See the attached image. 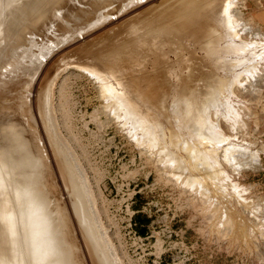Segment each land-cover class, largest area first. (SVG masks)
Returning a JSON list of instances; mask_svg holds the SVG:
<instances>
[{
  "label": "rangeland",
  "instance_id": "374dc122",
  "mask_svg": "<svg viewBox=\"0 0 264 264\" xmlns=\"http://www.w3.org/2000/svg\"><path fill=\"white\" fill-rule=\"evenodd\" d=\"M13 1L0 0V93L3 95L0 94V142L3 144L0 147L4 148L0 154V166L5 167V160L7 166L10 165L2 172L9 177L3 174L2 181L5 183H2L6 184V192L11 195V201L4 205L1 202L3 194L0 195V218L3 220V216L5 219L8 217L6 221L0 219V243L5 241L4 250L9 251L7 255L0 253V257H4V263L1 264H98L100 261L99 264H113L116 261L111 260L115 259V255L113 257L111 251L107 254L106 248L100 245V231L93 220L95 213L91 211L94 209L88 207L91 201L88 204L87 189L75 168L74 159L65 145L67 143L77 154L86 172L97 211L106 228L104 230L123 264H264V0H237L234 6L242 38L261 44L263 54L237 65L228 71L231 74L222 69L214 70V59L209 56L201 40L183 35L181 41H177L179 37L172 36V33L168 37V33L163 36L161 32H155L163 25V21H159L160 25L157 21L163 18L161 15H164V10H159L161 5L153 14L148 10L163 0H135L138 6L133 4L129 6L131 8L125 5L121 9L112 8L105 19L100 20L92 12L78 23L75 18L67 21L60 18L61 14H51L50 17L56 20L54 24L47 25L45 23L50 20L45 18L47 13L40 17L39 23H35L32 21L34 15L26 9H12L9 4ZM143 10H147V13ZM155 13H160L159 17L153 16ZM65 16H69V13L64 12ZM131 22L137 23L133 27H141L137 31L139 33L129 32L131 29L127 26ZM9 23L18 30L20 26L22 32L19 35L7 34L5 26ZM68 23H72L73 27L79 25L80 28L64 38L63 25ZM154 27H157L156 30ZM150 29L155 30L151 31L154 35L157 33V37L154 38L152 34L150 38ZM136 41L138 44L145 41L146 45L139 44L143 50L137 47ZM104 45L110 46L109 49H105ZM120 49L122 54L117 51ZM88 50L97 54L101 51L107 54L109 51L112 53L111 58L109 52V55L102 52L108 58L106 60L101 53L92 54ZM98 56L106 62L112 59L113 63L106 64L102 61L104 59L96 60L100 59ZM115 56H125L124 61L116 62L120 59ZM235 65L233 62L232 66ZM251 67L256 68L253 70ZM211 68L218 72L213 75H216L215 81L207 75L213 71ZM58 69L60 74L55 71ZM55 76H59L58 79ZM53 78L56 81L53 84L55 121L64 138L61 137L67 143L57 134L54 121L49 117L48 92L52 88ZM212 81L216 87L221 85L214 93L208 84ZM189 82L193 84L192 87L195 83L196 86L192 88ZM105 83L110 87H104ZM63 85L64 90L61 89ZM151 85L155 86L154 91L159 89L158 93H153ZM113 86L118 88L121 95L114 91ZM175 88L178 90L175 91ZM143 92L151 94L145 96ZM216 93L219 98L228 99L233 104L235 113L225 114L224 107L216 112L212 105L207 110L211 119L229 138V144L238 147L235 149L238 152L234 154L233 149L234 157L225 155L227 152L224 150L229 145L227 142L220 146L221 149L208 145L214 151H219L215 154L219 156H216L219 163L215 171L207 164L200 169L201 165L195 163L197 159L190 158L182 147L176 148L175 157L178 161L175 159V162L169 163L168 150H175L170 140L171 131L179 130L176 124L180 123V115L176 110L181 107L184 110L185 101L196 97L200 100L195 107L203 106ZM126 103L129 106L127 109L142 119L143 123H137V128L133 124H125L122 118L118 119L120 117L113 113L118 104ZM65 117H69L68 120ZM17 121L21 136L27 135L22 140V145L26 147L18 149L21 151L19 156L12 152L17 148H11L12 144H21L15 128L9 127V136H13L5 137L8 136L6 131H10L7 126L12 122L17 124ZM14 136L18 137L15 139ZM152 139L157 140L156 145ZM25 150L26 154L27 150H32V157L30 152L26 156ZM3 153L4 157H1ZM225 156L235 160H227ZM30 165L34 168L33 173ZM178 166L181 167L176 170ZM20 169L22 173L18 171ZM32 220L37 226H32ZM11 227L14 228L13 232Z\"/></svg>",
  "mask_w": 264,
  "mask_h": 264
},
{
  "label": "bare ground",
  "instance_id": "6f19581e",
  "mask_svg": "<svg viewBox=\"0 0 264 264\" xmlns=\"http://www.w3.org/2000/svg\"><path fill=\"white\" fill-rule=\"evenodd\" d=\"M135 0H17V5L15 4V2H16V0L15 1H13L11 4H9V5H11V8L13 9V7H15L16 8V10H18V11H21L22 9H26L27 10V12L29 13V14H33L34 15V18L32 19V21L33 22H35V23H39V21H40V17L41 16H43V15H46V13H47V15L48 16H46L45 18H49L50 20H49V22H46L45 23V25H47V24H54L53 22L56 20V19H53V17L51 16L50 17V15L52 14V15H56V16H58V14H61V16H60V18H65L67 21H71L73 18H75V22L76 23H78L79 21H81L84 17H86V15H88L89 13H92V12H95L96 14L94 15V16H96L97 15V20H100V19H105V17H106V15L108 14V13H110L109 11L112 9V8H116V9H121V7L123 6V5H125L126 7H129V6H132L133 4H135V2H134ZM138 1V0H137ZM152 3V2H151ZM154 4V3H153ZM236 4H237V0H163V1H161L159 4L157 3H155L154 4V6L152 5V7H150V6H148V7H150L151 9H149L148 10V7H147V10H148V12L149 13H154V12H157V9L159 8V5H161V7L159 8V10H164V15L162 16L161 15V17H163V18H159L158 19V23L157 24H159L160 25V22L159 21H163V22H161V24L163 23V25L161 26V27H159L158 25H156V23H155V25L157 26V27H159V28H157V27H154L153 29H155V28H157V31H155V30H153V29H150V31L152 30V31H155V32H157V33H159L160 34V32L162 33V35L164 34V35H166L167 33V35H168V37L170 36V35H172V36H174V37H176V36H178L179 37V39L180 40H178V39H176L177 41H181V36H183V35H185V37L187 36V37H194V38H197V39H199V40H201L203 43H201V44H204L203 46L207 49V51L210 53L209 54V56L212 58V59H214L213 60V68H214V70L215 71H218L219 69H222V70H224L225 72H228V71H231L232 69H235L236 68V66L237 65H240V64H242V63H245V62H247V60H250V59H256L257 57H261L262 56V54L264 53L263 52V46L261 45V44H258V43H256V42H254V43H252V42H250V41H247L246 39L244 40L243 38H242V35H241V33L239 32V27H238V19H237V16L235 15V10H234V6H236ZM240 4V3H239ZM135 5H137V3L135 4ZM134 5V6H135ZM138 6V5H137ZM144 6H146V5H144ZM136 7V6H135ZM238 7V6H237ZM106 8V11L104 10ZM129 8H131V7H129ZM116 9L114 10L115 12H116ZM113 10V9H112ZM141 10V9H140ZM147 10H143L144 12H146L147 13ZM234 10V11H233ZM114 11H113V13H114ZM63 12V13H62ZM64 12L65 13H69V16H65L64 17ZM129 12V11H128ZM140 14V13H139ZM160 14V13H159ZM158 13L156 14H154L153 16H155V17H157L158 15H159ZM121 15V14H120ZM93 16V17H94ZM151 16V14L149 15V17ZM93 17H91V19L93 18ZM159 17V16H158ZM44 18V17H43ZM42 18V19H43ZM41 19V20H42ZM95 19V20H96ZM144 19V18H143ZM142 19V20H143ZM94 20V21H95ZM109 20V19H108ZM92 21V20H91ZM240 22V21H239ZM88 23V22H87ZM32 24V23H31ZM116 25V24H115ZM134 25H137V23L136 24H134V22H133V24H132V22H131V24L130 25H126L129 29H131V31H129L131 34L132 33H139V32H137L141 27H133ZM35 26V25H34ZM153 26V25H152ZM6 27V29H7V34H15V35H19L22 31V29H20V26H19V30H18V28H15L14 26H11L10 25V23L8 24V25H6L5 26ZM29 27H32V25H30ZM149 27H151V25L149 26ZM63 32H62V35H63V37L65 38V36H69L71 33H74V31H76V30H78V28H80V26L79 25H77L76 27H73V25H72V23H68V24H64L63 25ZM83 29V28H82ZM79 30H81V29H79ZM26 31V30H25ZM152 31H151V35H150V38L152 37ZM165 31V32H164ZM1 32V31H0ZM154 32V33H155ZM164 32V33H163ZM157 33H156V35H157ZM166 33V34H165ZM169 33H172V34H170L169 35ZM135 35V34H134ZM156 35H154L153 34V36H154V38L155 37H157ZM163 35V36H164ZM138 36H139V34H138ZM140 36H142V35H140ZM149 36V35H148ZM158 36H161V35H158ZM163 36H162V39H164L163 38ZM171 36V38H173ZM109 37V36H108ZM112 37V36H111ZM184 37V36H183ZM0 38H1V35H0ZM161 37H159V39H160ZM108 39H110V37L108 38ZM113 39V38H112ZM144 39V38H143ZM161 39V40H162ZM166 39V38H165ZM168 39V41H170L169 40V38H167ZM189 39V38H188ZM174 39H172L171 41H173ZM194 40V39H193ZM192 40V41H193ZM113 41V40H112ZM111 41V42H112ZM118 41V40H117ZM166 41V40H165ZM256 41V40H255ZM100 42V41H99ZM111 42H109L108 41V43H111ZM159 42V41H158ZM161 42V41H160ZM174 43H177V42H175V41H173ZM194 42V41H193ZM42 43H44V42H42ZM104 43V42H103ZM106 43V42H105ZM107 43V44H108ZM134 43V42H133ZM136 43L138 44V42L136 41ZM135 43V44H136ZM171 43V42H170ZM181 43V42H180ZM46 44V43H45ZM48 44V43H47ZM121 44V43H120ZM120 44H119V46H120ZM139 44L141 45V46H143V44L144 45H146L145 44V41L143 42H139ZM138 44V48H142L141 50H143L144 48L143 47H139L140 45ZM162 44V43H161ZM160 44V45H161ZM171 44H173V43H171ZM177 44H179V43H177ZM182 44V43H181ZM124 45V44H123ZM128 45V44H127ZM153 45V44H152ZM186 45V44H185ZM85 46V45H84ZM99 46V45H98ZM97 46V47H98ZM105 46V45H104ZM118 46V47H119ZM125 46V45H124ZM170 46V45H169ZM176 46V45H175ZM197 46V45H196ZM202 46V45H201ZM100 47V46H99ZM108 47V46H107ZM106 46L104 47L105 49L107 48ZM110 47V46H109ZM109 47H108V49H109ZM117 47V48H118ZM121 47H123V46H121ZM180 47V46H179ZM182 47V46H181ZM200 47V46H199ZM73 48V47H72ZM120 48V47H119ZM118 48V49H119ZM163 48H165V47H163ZM173 48V47H172ZM201 48V47H200ZM84 49V48H83ZM92 49H93V47H92ZM99 49V48H98ZM100 49H102V48H100ZM107 49V50H108ZM113 49V48H112ZM112 49L110 50V52L112 51ZM137 49V48H136ZM145 49H147V48H145ZM40 50V49H39ZM70 50V49H69ZM87 50V49H86ZM106 50V51H107ZM138 50V49H137ZM89 51V50H88ZM99 51V50H98ZM101 51V50H100ZM115 51V50H114ZM118 51V53L120 54L121 53V49L120 50H117ZM120 51V52H119ZM163 51V50H162ZM166 51V50H165ZM90 52V51H89ZM102 52H104L105 54H106V52L105 51H101V52H99V53H101L102 54ZM109 52V51H108ZM107 52V54L109 55V53ZM132 52V51H131ZM135 52V51H134ZM133 52V53H134ZM139 52H141L140 50H139ZM153 52H154V50H153ZM263 52V53H262ZM90 53H92V52H90ZM93 53L94 54H97V53H95V51H93ZM92 53V54H93ZM98 53V54H99ZM116 53V52H115ZM115 53H114V55H115ZM127 53V52H126ZM143 53V52H142ZM147 53V52H146ZM152 53V52H151ZM155 53V52H154ZM97 54V55H98ZM100 54V55H101ZM106 54V55H107ZM111 54L112 53H110V58H111ZM118 54V55H119ZM122 54V53H121ZM158 54V53H157ZM168 54H169V52H168ZM99 55V56H100ZM103 55V57H104V54H102ZM101 55V56H102ZM105 55V56H106ZM116 55H117V53H116ZM147 55H148V53H147ZM150 55V54H149ZM208 55V54H207ZM83 56H85V55H83ZM98 56V58H100ZM126 56V55H125ZM125 56H122V58H119V57H117V56H115L116 58H119L120 60H116V62H119V61H124V57ZM132 56V55H131ZM93 57H94V55H93ZM100 58V59H97L96 58V60H101V59H104V58ZM107 57V56H106ZM120 57H121V55H120ZM142 57V56H141ZM155 57V56H154ZM116 58H114V59H116ZM187 58V57H186ZM94 59V58H93ZM106 60L108 59V58H105ZM102 60V61H105V63L107 64V62H109V60L106 62V60ZM114 59H113V61H114ZM253 59V60H254ZM112 60V59H111ZM110 60V62H112ZM121 61V62H122ZM98 62V61H97ZM109 62V63H110ZM233 62H235L236 63V65L235 66H232V64H233ZM104 63V62H103ZM113 63V62H112ZM115 63V62H114ZM81 64V63H80ZM96 64V63H95ZM105 64V65H106ZM117 64V63H116ZM120 64V63H119ZM122 64V63H121ZM130 64V63H129ZM171 64V63H170ZM101 65V64H100ZM131 65V64H130ZM206 65V64H205ZM252 65H253V63H252ZM78 66V65H77ZM99 66V65H98ZM102 66V65H101ZM110 66V65H109ZM182 66V65H181ZM208 66V65H207ZM135 67V66H134ZM206 67V66H205ZM58 68V67H57ZM60 68V67H59ZM89 68V67H88ZM87 68V69H88ZM115 68V67H114ZM249 68V67H248ZM252 69H253V67H251ZM256 67H254V69H255ZM87 69H85V70H87ZM246 69H247V67H246ZM245 69V70H246ZM253 69V70H254ZM62 69H60V71H61ZM110 70V69H109ZM211 70H213L212 68H211ZM211 71V72H209L207 75L210 77H213L214 79H213V81H215V79H216V75H215V77L213 76L214 75V73H218V72H215V71ZM56 72H59V69H58V71L57 70H55ZM63 71V70H62ZM117 72V70H113V72ZM55 72V73H56ZM65 72V71H64ZM99 72H101V71H99ZM112 72V73H113ZM115 72V73H116ZM130 72V71H129ZM246 72V71H245ZM54 73V72H53ZM96 73V72H95ZM102 73V72H101ZM111 73V72H110ZM167 73V72H166ZM228 73H230V72H228ZM242 73V72H241ZM254 73V72H253ZM59 74H60V72H59ZM58 74V75H59ZM128 74V73H127ZM202 74V73H201ZM231 74V73H230ZM237 74V73H236ZM239 74V73H238ZM168 75V74H167ZM60 76V75H59ZM58 76V77H59ZM132 76V75H131ZM134 76V75H133ZM199 77H201L200 75H198ZM235 76V75H234ZM239 76V75H238ZM55 77H57V76H55ZM58 77H57V79H58ZM105 77V76H104ZM113 77V76H112ZM177 77V76H176ZM193 77V76H192ZM197 77V76H196ZM209 77H207V78H209ZM136 78V77H135ZM147 78V77H146ZM185 78V77H184ZM191 78V77H190ZM218 78V77H217ZM22 79V78H21ZM126 79V78H125ZM137 79V78H136ZM183 79V78H182ZM186 79V78H185ZM184 79V80H185ZM201 79V78H200ZM200 79H198L197 81H199ZM20 80V79H19ZM187 80V79H186ZM191 80V79H190ZM195 80H196V78H195ZM205 80V79H204ZM32 81V80H31ZM103 81V80H102ZM109 81V80H108ZM107 81V82H108ZM152 81V80H151ZM194 81V80H193ZM213 81L212 82H209L208 84H210V87L209 88H212V90H213V93L214 92H216L215 90H218L217 88L218 87H220L219 85H217L218 87H216V85H215V83H213ZM221 81V80H220ZM230 81H232V79L230 80ZM55 78H53V83H51V86H50V88L51 89H49V92H48V103H50V104H48V112L50 113V115H49V113H48V115H49V117H52V119L51 118H49V119H51V120H53L54 121V124L55 125H53L54 127V129L56 130L57 128H58V124L56 123L57 121H55V120H57V119H55V117H56V113H55V109H54V103H53V101H54V99H53V95H54V85L53 84H55ZM115 82V81H114ZM141 82V81H140ZM156 82V81H155ZM179 82H182V80L181 81H179ZM178 82V83H179ZM196 82V81H195ZM5 83V82H4ZM14 83V82H13ZM190 83V82H189ZM197 83V82H196ZM196 83H195V86H196ZM229 83H231V82H229ZM9 84V83H8ZM11 84V83H10ZM18 84V83H17ZM63 84V83H62ZM116 84V83H115ZM201 84V83H200ZM217 84H219V83H217ZM224 84H225V82H224ZM232 84V83H231ZM118 85L120 86V83H118ZM127 85V84H126ZM154 85V84H153ZM153 85H151L152 86V90H153V87H157V85L155 84V86H153ZM172 85V84H171ZM178 85V84H177ZM176 85V86H177ZM179 85H182V83H180ZM191 85V83L189 84V86ZM193 85V84H192ZM192 85H191V87H192ZM205 85V84H204ZM64 86L65 85H63V88H61V89H63L64 90ZM128 86V85H127ZM140 86V85H139ZM162 86V85H161ZM195 86H193V87H195ZM198 86H199V84H198ZM197 86V87H198ZM7 87V86H6ZM10 87V86H9ZM62 87V86H61ZM104 87H106V88H109L110 87V85L107 83H105V86ZM158 87H159V85H158ZM157 87V88H158ZM178 87V86H177ZM192 87V88H193ZM223 87H224V85H223ZM222 87V88H223ZM11 88V87H10ZM17 88V87H16ZM48 88H49V86H48ZM113 89H114V91L117 93V94H120V92L118 91V88L117 87H112ZM143 88V87H142ZM156 88V89H157ZM159 88H161V87H159ZM179 88V87H178ZM181 88V87H180ZM186 89H188L187 87H185ZM202 88V87H201ZM226 88V87H225ZM26 89V88H25ZM133 89V88H132ZM155 89V90H156ZM165 89V88H164ZM176 89L177 88H175L174 90L176 91ZM182 89V88H181ZM184 89V88H183ZM189 89H190V87H189ZM16 90V89H15ZM138 90V89H137ZM142 90V89H141ZM151 90V91H152ZM157 90H159V89H157ZM157 90L156 91H154L153 90V93H155V92H157ZM178 90V89H177ZM203 90V89H202ZM223 90V89H222ZM61 91V90H60ZM133 91V90H132ZM181 91V90H180ZM24 92V91H23ZM63 92V91H62ZM65 92V91H64ZM146 92H147V90H146ZM159 92H161V91H159ZM212 92V91H211ZM219 92V91H218ZM224 92V91H223ZM142 93V92H141ZM144 93V92H143ZM158 93V92H157ZM156 93V94H157ZM177 93V92H176ZM1 94V93H0ZM64 94V93H63ZM150 95V94H147V93H144L143 95ZM156 94H155V97H156ZM164 94V93H163ZM180 93L178 92L177 93V95H179ZM207 94H212V93H207ZM207 94H204V96L205 95H207ZM222 94V93H221ZM2 95V94H1ZM121 95V94H120ZM145 95V96H146ZM3 96V95H2ZM14 96V95H13ZM20 96V95H19ZM22 96V95H21ZM62 96V95H61ZM145 96H144V98H145ZM152 96H154V95H152ZM176 96V95H175ZM181 96V95H180ZM6 97V96H5ZM18 97V96H17ZM16 97V98H17ZM207 97V96H206ZM67 98V97H66ZM117 98V97H116ZM148 98V97H147ZM146 98V99H147ZM149 98H151V97H149ZM178 98H179V96H178ZM2 99V98H1ZM8 99H10V98H8ZM115 99V98H114ZM127 99V98H126ZM153 99V98H152ZM174 99V98H173ZM21 100V99H20ZM109 99H107V101H108ZM117 100V99H116ZM157 100V98L155 99V101ZM159 100V99H158ZM161 100V99H160ZM164 99L162 98V101H163ZM200 100V99H199ZM198 100V98L196 97V98H194L193 100H191V101H185V103H184V110H183V107H181L180 109H177L176 110V112L180 115V119H178L179 120V124H176L177 125V127L179 128V130H173V132L171 131V141L173 142V146H175L174 148H175V150L174 149H172V150H168V162L169 163H173V162H175V159H176V157H175V155H176V151L178 150H176V148H178V147H182V148H184L183 149V151L184 150H186V152L185 153H187V154H189V157L190 158H192V159H197V161H195V163L196 162H198V164H200L201 165V167H200V169L202 168V166H205V164H207V166L209 165L210 167V169L211 170H213L216 166H217V164L219 163L218 162V158L217 157H219V156H215V154H218V150H220L221 148H220V146H222L223 145V143H225V142H227L228 144H229V138H227L225 135H224V133L221 131V129H220V127H219V125L215 122V121H213L212 119H211V116L209 115V112H208V108H209V105H212L213 106V108H215L216 110V112L217 111H220V110H222V107H224L225 109H224V112L226 111V113L225 114H232V113H235V111H234V108H233V104L227 99H221V98H219V96L217 95V93L215 94V95H211L210 96V98H208V101H206V104H204L203 106H201V105H198V106H196L195 107V105L197 104V101H199ZM11 101H15V100H11ZM112 101V100H111ZM124 101V100H123ZM177 101V100H176ZM16 102V101H15ZM21 102H23V101H21ZM21 102H20V104H21ZM40 102H42V101H40ZM165 102V101H164ZM203 102V101H202ZM10 103V102H9ZM64 103V102H63ZM7 104V103H6ZM5 104V105H6ZM19 104V105H20ZM25 104V103H24ZM69 104V103H68ZM12 105H13V103H12ZM23 105V104H22ZM58 105V104H57ZM128 104L126 103V105H124V104H118L115 108H114V111H113V113L115 112V115L116 116H118V117H120V118H118V119H123L124 121H125V124H133L134 126H135V128H137L138 126H139V124H142L143 122H142V119H140L139 117H137L136 116V114L133 112V111H131V110H129V109H127V108H129V106H127ZM159 105V104H158ZM160 105H162V104H160ZM14 106V105H13ZM17 107H18V105H16ZM50 106V107H49ZM59 106V105H58ZM63 106H64V104H63ZM62 106V107H63ZM165 106V105H164ZM20 107V106H19ZM60 107V106H59ZM5 108V107H4ZM22 108H23V106H22ZM166 108V107H165ZM7 109V108H6ZM43 109V108H42ZM135 109H138V108H135ZM4 110V109H3ZM7 110H10V109H7ZM45 110V109H44ZM66 110V109H65ZM10 111H13V110H10ZM15 111V110H14ZM138 111V110H137ZM7 112H9V111H7ZM16 112H17V110H16ZM46 112V111H45ZM61 112V111H60ZM139 112H141V110L139 111ZM138 112V114L141 116V114ZM59 113V112H58ZM67 113H68V110H67ZM19 114V113H18ZM14 115V114H13ZM23 115V114H22ZM65 115V114H64ZM144 115V114H143ZM147 115V114H146ZM176 115V114H175ZM177 116V115H176ZM62 117V116H61ZM144 117V116H143ZM18 118V117H17ZM69 118V117H68ZM68 118L66 119V117H65V120H68ZM15 119V118H14ZM20 119V118H19ZM48 119V118H47ZM51 120H50V122H51ZM151 120V119H150ZM232 120V119H231ZM12 121V120H11ZM14 121H16V120H14ZM49 121V120H48ZM152 121V120H151ZM150 122V121H149ZM2 123V122H1ZM1 123H0V125H1ZM4 123V122H3ZM6 123V122H5ZM10 123V122H9ZM27 123V122H26ZM51 123H53V122H51ZM66 123H67V121H66ZM122 123H124V122H122ZM137 123H139V124H137ZM151 123V122H150ZM153 123V122H152ZM156 123V122H155ZM158 123V122H157ZM6 124H8V123H6ZM11 125L9 126H7V128H8V130H10V129H13V128H15V134H17L18 136H16V137H18L19 138V141H21V144L19 145V144H12V146H11V148H17V149H15V150H13L12 152H14L16 155H20L21 153V151L19 152V150L18 149H21V147H24L23 145H22V140L24 139L25 140V136H27V135H23V136H21L22 135V133L20 134V132L18 131L19 130V128H20V125H18V121H17V124L16 123H10ZM29 124V123H28ZM56 124H57V126H56ZM63 124V123H62ZM125 124H124V126H125ZM18 126V128H16L17 126ZM61 125V124H60ZM152 125V124H151ZM172 125V124H171ZM3 126H4V124H3ZM6 126V125H5ZM5 126H4V128H5ZM22 126V125H21ZM1 127V126H0ZM9 127H11L10 129H9ZM13 127V128H12ZM52 127V126H51ZM157 127V126H156ZM163 127V126H162ZM3 128V129H4ZM7 128H5V130L7 129ZM22 128V127H21ZM131 129L133 128V126H131L130 127ZM129 128V129H130ZM144 128V127H143ZM147 128V127H146ZM154 128V127H153ZM171 128V127H170ZM2 129V130H3ZM52 129V128H51ZM59 129V128H58ZM58 129H57V131H58ZM134 129V128H133ZM149 129V128H148ZM14 131V130H13ZM12 131V133H14ZM56 131V132H57ZM60 131V130H59ZM58 131V135L60 136V138H62L63 136L62 135H60L61 133ZM134 131V130H133ZM159 131H161V130H159ZM163 131H164V129H163ZM2 132V131H1ZM6 132H8V133H6L8 136H5V137H10L11 135L13 136V134H11L10 136H9V133H11V130L10 131H6ZM128 133V132H127ZM134 133V132H133ZM137 133V132H136ZM5 134V135H6ZM34 134H36V133H34ZM148 134V133H147ZM1 135H3V133L1 134ZM131 135V134H130ZM134 135V134H133ZM139 135H141V134H139ZM145 135V134H144ZM56 136V135H55ZM62 136V137H61ZM134 136H136V135H134ZM162 136V133H161V135H160V137ZM15 137V136H14ZM16 137H15V139H16ZM35 137V136H34ZM37 137V136H36ZM137 138H138V136H136ZM142 137V136H141ZM59 138V137H58ZM64 138V137H63ZM62 138V140L64 141V139ZM143 138V137H142ZM1 139H2V137L0 136V141H1ZM7 138H5V140H6ZM11 139V138H10ZM140 139V138H139ZM31 140V139H30ZM165 140V139H164ZM163 140V141H164ZM3 141H4V139H3ZM14 141V140H13ZM12 141V143H14ZM16 141V140H15ZM62 141V142H63ZM143 141V140H142ZM142 141H140V142H142ZM170 141V142H171ZM18 142V141H17ZM61 142V141H60ZM67 143V141H64V143ZM71 142V141H70ZM139 142V141H138ZM150 142V141H149ZM152 142H153V144L154 145H156V143H157V140L156 139H152ZM4 143V142H3ZM7 143H8V141H7ZM16 143V142H15ZM31 143V142H30ZM35 143H37V142H35ZM163 143H165V142H163ZM6 144V142L4 143V145ZM25 144V143H24ZM143 144V143H142ZM146 144V143H145ZM227 144V145H228ZM3 145V144H2ZM2 145H1V142H0V146L2 147ZM28 145H30L29 143H28ZM32 145V144H31ZM66 145V147H67V149H68V151L71 153V155H72V157H73V159H74V162H75V165H76V167L75 168H77L78 169V172H79V174H80V177L82 178L81 180L83 181V184H84V186H85V188L87 189V190H85V191H87V193H88V195H87V193H86V195H87V202H88V204H89V201H91V204H89V205H91L93 208H91V206H89L88 204V207L90 208V209H94V210H91V211H93L94 213V216H93V220H94V222H96L95 224H96V228L100 231V232H98V233H100V240L99 241H101V244L100 245H102L104 248H106L105 249V251H106V253L107 254H109L108 252H112V254H113V257H114V255H115V259H113V258H111V260H116V261H114V262H116L115 264H123V262H122V260L120 261V259H118V256H117V253H116V251H115V246L112 244V242H111V239H110V237L108 236V233H106L105 232V230L104 229H106L105 228V225H104V223H103V221H102V219L100 218V214H99V212L97 211V204H96V201H95V198H94V195H93V191H92V189H91V185H90V183H89V181H88V177H87V175H86V172H85V170H84V168H83V166H82V164H81V162L79 161V159H78V157H77V154L75 153V151L72 149V147L67 143V144H65ZM158 145H160V144H158ZM208 145H211L210 147H212V148H216V146L217 147H219V148H217L218 150V152H216V150L214 151V149H211V148H209V146ZM5 146H7V145H5ZM146 146H148V145H146ZM150 146V145H149ZM153 146V145H152ZM224 146V145H223ZM0 147V150H1V153L0 154H2V152H4V148H1ZM10 147V146H9ZM26 147V146H25ZM24 147V148H25ZM155 147V146H154ZM153 147V148H154ZM159 147V146H158ZM169 147H170V145H169ZM6 148H8V147H5V149ZM23 148V149H24ZM30 148V147H29ZM152 148V147H151ZM223 148V147H222ZM238 149V147H235V145H228V146H226V150H224V152H227V153H224L225 155L227 154V155H229V156H231V157H234V156H232V154H233V151L235 150V149ZM27 149H28V147H27ZM31 149V148H30ZM29 149V150H30ZM65 149V148H64ZM234 149V150H233ZM29 150H27L28 151V153L30 152ZM161 150V149H160ZM159 150V151H160ZM41 151V150H40ZM24 152V151H23ZM31 152H32V150H31ZM31 152H30V156H31ZM43 152V151H42ZM156 152V151H155ZM161 152V151H160ZM216 152V153H215ZM237 152H238V150H237ZM236 152V150H235V152H234V154L235 153H237ZM5 153H7V152H5ZM5 153H3V155L1 156V157H4V154ZM10 153V152H9ZM14 153H12L13 154V156L15 155ZM27 153V154H28ZM163 153V152H162ZM11 154V153H10ZM23 154V153H22ZM25 154H26V150H25ZM26 154V156H29V155H27ZM7 155V154H6ZM18 156H16V158L18 157ZM22 156H24V155H22ZM26 156H24V158L26 159L27 157ZM177 156H179V155H177ZM32 157V156H31ZM226 157V156H225ZM230 157V158H231ZM29 158V157H28ZM27 158V159H28ZM34 158V157H33ZM33 158H32V160H33ZM230 158H227L226 157V159L228 160V159H230ZM3 159H6V158H3ZM2 158H1V160H3ZM13 159H15V158H13ZM20 159H21V157H20ZM30 159V158H29ZM184 159V158H183ZM182 159V160H183ZM191 159V160H192ZM234 158H231V160L232 161H234L233 160ZM9 160L11 161L12 159L11 158H9ZM8 160V161H9ZM22 160V159H21ZM231 160H229V161H231ZM6 161L7 160H5V167L4 168H1L2 166H0V195H2L3 194V196H2V201L1 202H3V205L5 204V203H7V201L8 202H10L11 201V198H10V196L8 195V192H6L7 190H6V184H3V183H5V181L3 180L2 181V178L4 177L3 176V174H2V172H4V170H5V168L7 167H9V166H7V164H6ZM13 161V160H12ZM37 161V160H36ZM41 161V160H40ZM178 161V159H176V162ZM190 161V160H189ZM192 161H194V160H192ZM19 162H21V161H19ZM25 162H27L26 160H25ZM179 162H181L180 160H179ZM23 163V162H22ZM28 163V162H27ZM31 163V162H30ZM35 163H37V162H35ZM63 163V162H62ZM193 163V162H192ZM0 164H2L1 163V161H0ZM13 163H11V167L13 166L12 165ZM15 164V163H14ZM29 164V163H28ZM69 164V163H68ZM71 164V163H70ZM180 164H182V163H180ZM33 165V164H32ZM74 165V164H73ZM167 165V164H166ZM16 166V165H15ZM15 166H14V168H15ZM18 166H20L19 164H18ZM23 166V165H22ZM67 166V165H66ZM172 166V165H171ZM206 166V167H207ZM219 166H220V164H219ZM21 167V166H20ZM24 167H25V165H24ZM26 167H28L27 166V164H26ZM43 167V166H42ZM179 167H181V166H178V167H176L175 169L177 170ZM186 167V166H185ZM199 167V166H198ZM6 168V169H7ZM14 168H13V171H14ZM30 168H31V165H30ZM72 168H73V166H72ZM205 168V167H204ZM10 169V168H9ZM12 169V168H11ZM16 169V168H15ZM27 169H29V168H27ZM33 167L31 168V170H32V173L34 172L33 171ZM174 169V168H173ZM216 169H214L213 171H215ZM220 170V169H219ZM12 171V172H13ZM18 171H21V169L20 170H18ZM36 171V170H35ZM37 171H39L38 169H37ZM36 171V172H37ZM15 173H16V171H14ZM13 172V173H14ZM42 172H43V169H42ZM41 172V173H42ZM74 172V171H73ZM218 172V171H217ZM21 173H22V171H21ZM24 173V172H23ZM28 173V172H27ZM75 173V172H74ZM192 173V172H191ZM222 173V172H221ZM220 173V174H221ZM19 174V173H18ZM43 174H44V172L42 173V176H43ZM225 174V173H224ZM5 176H6V173L4 174ZM10 175H12V173H10ZM14 175H16V174H14ZM13 175V176H14ZM20 175H22V174H20ZM19 175V176H20ZM32 175V174H31ZM30 175V176H31ZM69 175H70V173H69ZM176 175V174H175ZM222 175V174H221ZM18 176V175H17ZM16 176V177H17ZM179 176V175H178ZM210 176V175H209ZM211 176H213V175H211ZM6 177H8V176H6ZM12 177V176H11ZM10 177V178H11ZM24 177V174H23V176L21 177V178H23ZM29 176H27V178H28ZM69 177V176H68ZM77 177V176H76ZM224 177V176H223ZM9 178V177H8ZM13 178V177H12ZM20 178V177H19ZM35 178V177H34ZM74 178V177H73ZM25 180H26V178H24ZM23 179V180H24ZM180 179V178H179ZM181 179H182V177H181ZM191 179H193V178H191ZM222 179V178H221ZM6 180V179H5ZM11 180V179H10ZM11 181H13L14 183L16 182V181H14V179L13 180H11ZM77 181H78V179H77ZM3 182V183H2ZM24 182V181H23ZM40 182H41V180H40ZM187 182V181H186ZM21 183V182H20ZM25 183V182H24ZM67 183H68V181H67ZM224 183V182H223ZM2 184V185H1ZM18 184V183H17ZM28 184V183H27ZM198 184V183H197ZM219 184V183H218ZM217 184V185H218ZM13 185V184H12ZM45 185V184H44ZM195 185V184H194ZM205 185V184H204ZM14 186H16V184L14 185ZM19 186V185H18ZM21 186V185H20ZM220 186H222V185H220ZM43 187V186H42ZM80 187V186H79ZM219 187V186H218ZM15 189H16V187H14ZM21 188V187H20ZM30 188V187H29ZM84 189V188H83ZM223 189V188H222ZM17 190V189H16ZM44 190V189H43ZM195 190V189H194ZM224 190V189H223ZM20 191H21V189H20ZM32 191V190H31ZM40 191H41V189H40ZM51 191V190H50ZM53 191V190H52ZM82 191V190H81ZM84 191V190H83ZM39 192V191H38ZM13 193H15V192H13ZM20 193V192H19ZM37 193V192H36ZM57 193V192H56ZM85 193V192H84ZM8 196H7V195ZM11 194V193H10ZM17 194H18V192H17ZM39 194V193H38ZM202 194V193H201ZM19 195V197H20V194H18ZM33 195V194H32ZM13 196V195H12ZM36 196V195H35ZM39 195H37V197H38ZM74 196V195H73ZM7 197H9L10 198V200H8V199H6ZM16 197V196H15ZM14 197V198H15ZM18 197V196H17ZM22 198V197H21ZM25 198H26V196H25ZM39 198V197H38ZM84 198V197H83ZM98 199V198H97ZM37 200V199H36ZM22 203V202H21ZM30 203V202H29ZM79 203V202H78ZM1 204V203H0ZM8 204V203H7ZM6 204V205H7ZM27 204V203H26ZM15 205V204H14ZM22 205V204H21ZM34 205V204H33ZM38 206V205H37ZM40 206V205H39ZM76 206H77V204H76ZM10 207V206H9ZM79 208V207H78ZM10 209V208H9ZM35 209V208H34ZM45 209V208H44ZM76 209V208H75ZM80 209H82V206H81V208ZM85 209V208H84ZM83 209V210H84ZM35 210H37V209H35ZM8 211V210H7ZM19 211V210H18ZM78 211V210H77ZM4 212V211H3ZM79 212V211H78ZM101 212V211H100ZM6 213H8V212H6ZM12 213H13V211H11V215H12ZM31 213V212H30ZM34 213V212H33ZM33 213H32V215H33ZM47 213V212H46ZM77 213V212H76ZM87 213V212H86ZM3 214V213H2ZM9 214V213H8ZM35 214V213H34ZM45 214V213H44ZM48 214V213H47ZM79 214V213H78ZM81 214V213H80ZM87 214H89V213H87ZM6 215V214H5ZM28 215V214H27ZM1 216V215H0ZM8 216V215H7ZM80 216V215H79ZM96 216V218H94ZM13 217V216H12ZM26 217V216H25ZM35 217H36V215H35ZM40 217V216H39ZM38 217V218H39ZM45 217V216H44ZM84 217V216H83ZM86 217V216H85ZM89 217V216H88ZM1 218H2V216H1ZM0 218V219H1ZM6 219H8V217L6 218ZM6 219H5V217L3 216V220L1 219V221H6ZM10 219H13V218H10ZM30 219V218H29ZM33 219V218H32ZM96 219V220H95ZM34 221H36L37 220V218L35 219H33ZM32 220V221H33ZM78 220H80V219H78ZM92 220V221H93ZM11 221H13V220H11ZM34 221L32 222V223H34ZM38 221V220H37ZM42 221V220H41ZM85 221V220H84ZM7 222H9V221H7ZM14 222V221H13ZM80 222V221H79ZM90 222H91V220H90ZM3 223H5V222H3ZM10 223V222H9ZM81 223V222H80ZM2 224V223H1ZM14 224V223H13ZM36 223H34V224H32V226L33 225H35ZM81 224H83V223H81ZM89 224V223H88ZM94 224V223H93ZM7 225V224H6ZM13 226V225H12ZM15 226V225H14ZM36 226H37V224H36ZM84 226V225H83ZM2 227V226H1ZM0 227V228H1ZM5 227V226H4ZM85 227V226H84ZM88 227V226H87ZM10 228V227H9ZM16 228V227H15ZM40 228V227H39ZM55 228V227H54ZM91 228V227H90ZM11 229H12V227H11ZM29 229V228H28ZM5 230V229H4ZM13 230H14V228L12 229V232H13ZM89 230V229H88ZM9 230H7V232H8ZM30 231V230H29ZM55 231V230H54ZM85 231H87V230H85ZM1 232V231H0ZM11 232V231H10ZM27 233V232H26ZM35 233H36V231H35ZM97 233V232H96ZM7 234V233H6ZM12 234V233H11ZM57 234V233H56ZM13 237L15 236V235H12ZM17 237V236H16ZM23 237V236H22ZM27 237V236H26ZM54 237V236H53ZM95 237V236H94ZM8 238H9V236H8ZM10 239V238H9ZM35 239V238H34ZM98 239H99V237H98ZM97 239V240H98ZM6 240V239H5ZM56 240L54 239V242H55ZM93 241V240H92ZM99 241H97L98 243H100ZM4 242L5 241H1V243H0V253H2V254H4V255H7V252H9V251H7L6 252V250H4V247H5V245H4ZM26 242V241H25ZM34 242V241H33ZM53 243V242H52ZM1 244H3V245H1ZM31 244V243H30ZM100 245H98V246H100ZM93 246V245H92ZM96 246V245H95ZM110 247V248H109ZM37 248V247H36ZM98 248V247H97ZM32 249V248H31ZM94 249V248H93ZM111 249V250H110ZM67 250V249H66ZM69 250V249H68ZM109 250V251H108ZM75 251V250H74ZM96 251V250H95ZM98 251V250H97ZM101 251V250H100ZM16 252V251H15ZM56 252V251H55ZM10 254V253H9ZM102 254V253H101ZM33 255V254H32ZM103 255V254H102ZM17 256V255H16ZM101 256V255H100ZM111 256V255H110ZM39 257V256H38ZM109 257V256H108ZM1 258V257H0ZM21 258V257H20ZM94 258V257H93ZM98 258L100 259V257L98 256ZM117 258V259H116ZM33 259H34V257H33ZM99 259H97L98 261H99ZM43 260V259H42ZM96 260V261H97ZM109 260V259H108ZM102 261H105V260H102ZM110 261V260H109ZM1 262L2 263H4V257L3 258H1L0 259V264H1ZM111 262V261H110ZM114 262H113V264H114ZM99 263H101V261L99 262ZM98 263V264H99ZM106 263V262H105ZM112 263V262H111ZM27 264V263H26ZM44 264V263H43Z\"/></svg>",
  "mask_w": 264,
  "mask_h": 264
}]
</instances>
